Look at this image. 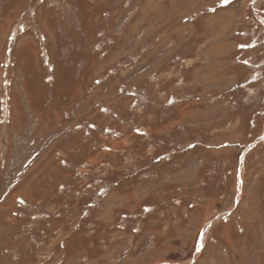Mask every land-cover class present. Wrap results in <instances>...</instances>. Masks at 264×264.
Masks as SVG:
<instances>
[{
    "label": "rangeland",
    "instance_id": "obj_1",
    "mask_svg": "<svg viewBox=\"0 0 264 264\" xmlns=\"http://www.w3.org/2000/svg\"><path fill=\"white\" fill-rule=\"evenodd\" d=\"M0 264H264V0H0Z\"/></svg>",
    "mask_w": 264,
    "mask_h": 264
},
{
    "label": "trees",
    "instance_id": "obj_2",
    "mask_svg": "<svg viewBox=\"0 0 264 264\" xmlns=\"http://www.w3.org/2000/svg\"><path fill=\"white\" fill-rule=\"evenodd\" d=\"M237 105V102L235 101L232 105H231V107H234V106H236Z\"/></svg>",
    "mask_w": 264,
    "mask_h": 264
},
{
    "label": "snow or ice",
    "instance_id": "obj_3",
    "mask_svg": "<svg viewBox=\"0 0 264 264\" xmlns=\"http://www.w3.org/2000/svg\"><path fill=\"white\" fill-rule=\"evenodd\" d=\"M201 249H202V245H201Z\"/></svg>",
    "mask_w": 264,
    "mask_h": 264
}]
</instances>
